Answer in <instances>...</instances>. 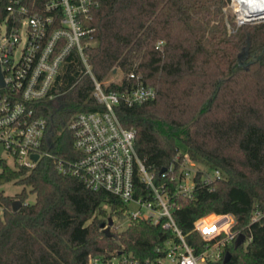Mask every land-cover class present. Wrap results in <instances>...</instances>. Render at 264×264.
<instances>
[{"label":"trees","instance_id":"1","mask_svg":"<svg viewBox=\"0 0 264 264\" xmlns=\"http://www.w3.org/2000/svg\"><path fill=\"white\" fill-rule=\"evenodd\" d=\"M98 1L88 21L94 40L85 53L99 80L115 69L123 72L108 89L136 84L132 71L156 88L154 99L120 101L116 112L125 127L136 129V150L155 181L171 192L174 218L186 240L201 252L207 241L195 221L233 213L235 228L248 240L224 245L221 257L207 264H264V20L244 22L231 34L221 6L213 15L207 0ZM85 70L78 54L70 56L58 77V96L45 101L43 114L60 132L57 151L66 156L74 151L66 124L79 111L103 108ZM184 152L221 169L224 177L208 186L198 172L192 197L176 193L177 156ZM0 167V184L23 186L16 197L0 190V264H91L95 256L108 264L120 252L145 261L164 256L167 241L178 239L162 221L141 218L108 236L101 222L123 218L126 203L60 172L52 158L43 157L32 168L0 158ZM135 185L139 195L152 196L138 174ZM15 199L22 201L17 211ZM227 251L231 258L224 263Z\"/></svg>","mask_w":264,"mask_h":264},{"label":"built area","instance_id":"2","mask_svg":"<svg viewBox=\"0 0 264 264\" xmlns=\"http://www.w3.org/2000/svg\"><path fill=\"white\" fill-rule=\"evenodd\" d=\"M98 5V0H0V142L15 165L32 168L43 157L52 158L60 172L76 175L90 189L122 199L129 223L140 218L162 221L178 237L167 241L162 257L141 261L120 252L108 259V264H207L217 260L223 246L235 242L242 233L235 228L237 218L233 213H212L214 219L208 215L198 218L195 228L207 241L199 253L186 240L174 218L171 192L166 184L155 181L154 173L136 150V129L125 127L116 112L120 101L133 105L154 99L156 88L132 71L129 77L137 79L136 84L121 91L108 89L111 82L96 77L85 53L86 45L94 40V27L88 21ZM162 43L159 40L157 47ZM74 53L90 74L92 96L103 108L79 111L66 124L74 137L73 155L66 156L57 151L60 132L50 126V118L43 111L45 101L58 96V77ZM177 159L180 167L176 193L183 196L192 197L198 172L200 182L208 186L224 177L219 168L196 167L188 152L179 153ZM137 174L150 190V198L138 194ZM104 262L101 256H95L90 263Z\"/></svg>","mask_w":264,"mask_h":264},{"label":"rangeland","instance_id":"3","mask_svg":"<svg viewBox=\"0 0 264 264\" xmlns=\"http://www.w3.org/2000/svg\"><path fill=\"white\" fill-rule=\"evenodd\" d=\"M235 3H236L235 0H207V4L210 6L213 15H214L216 9H218V6H221L222 12H220V15L223 16V20L226 21L229 33L234 34L236 32L237 28L240 25H242L244 22H257V21L264 20V16H263L261 18H256V19H253L251 21H247V20L241 21L239 19V15H240L241 19H244V18H243V15L241 14V12L238 10V7H237V5H235ZM246 57L247 56L242 57L241 60L243 63L248 61V58H246ZM122 77H123V72H121V71L116 72L115 71V73L113 75L109 76L105 80V82L106 83H110L112 81L120 82ZM55 123H57V122H55ZM0 158L5 159L11 166H15L13 157L5 149L2 142H0ZM195 164H196V167H198V166L204 167L205 166L206 168H210L208 165H204L203 163L198 162L196 160H195ZM0 171H1V167H0ZM22 188H23V186L21 184L15 182V181H9V182L0 184V190H3L5 192V194L11 195L13 197H16L17 193L20 192L22 190ZM28 200L33 202L35 200V195L30 194ZM132 206L133 205H130V207H132ZM3 210H4V208L0 206V216L1 217L3 216ZM114 218H115L116 224H114V226L112 228L113 230H116V229L122 230V229H125L129 225V219H128L127 214H125L123 218H118L116 216H114ZM208 218L214 219L215 215L209 214Z\"/></svg>","mask_w":264,"mask_h":264},{"label":"water","instance_id":"4","mask_svg":"<svg viewBox=\"0 0 264 264\" xmlns=\"http://www.w3.org/2000/svg\"><path fill=\"white\" fill-rule=\"evenodd\" d=\"M261 17H263V16H261ZM261 17H258V18H261ZM251 20H253V19H251ZM251 20H247V21H251ZM115 71H116V69H115ZM0 82L3 83L1 72H0ZM34 157L35 158H38V154H35ZM165 170H166V167H163L161 169V173L164 172ZM21 205H22V201L19 200V199H15L12 202V206H13V210L14 211H17L21 207ZM113 225H114V219H113V217H109L107 221H103L100 224V226L103 228L104 232L108 236H113L114 235V232L112 231ZM245 239H246V235L244 233H240L237 236V238L235 239L234 245L236 247H238L239 245H241L245 241ZM230 258H231V252L230 251H227L225 253L223 262L224 263H227Z\"/></svg>","mask_w":264,"mask_h":264},{"label":"bare ground","instance_id":"5","mask_svg":"<svg viewBox=\"0 0 264 264\" xmlns=\"http://www.w3.org/2000/svg\"><path fill=\"white\" fill-rule=\"evenodd\" d=\"M238 10L243 15L244 19H239L241 21L256 19L258 17L264 16V0H235ZM239 14V13H238Z\"/></svg>","mask_w":264,"mask_h":264}]
</instances>
